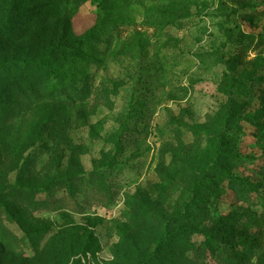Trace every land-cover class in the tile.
<instances>
[{
  "label": "rangeland",
  "instance_id": "374dc122",
  "mask_svg": "<svg viewBox=\"0 0 264 264\" xmlns=\"http://www.w3.org/2000/svg\"><path fill=\"white\" fill-rule=\"evenodd\" d=\"M0 264H264V0H0Z\"/></svg>",
  "mask_w": 264,
  "mask_h": 264
},
{
  "label": "trees",
  "instance_id": "16d2710c",
  "mask_svg": "<svg viewBox=\"0 0 264 264\" xmlns=\"http://www.w3.org/2000/svg\"><path fill=\"white\" fill-rule=\"evenodd\" d=\"M51 57H47L46 59L41 58V59H35V58H31V59H25L22 61L21 65L25 68H29V67H34L33 70H35L36 72H42L45 76L47 75V85L46 88L52 90V98L53 100H58V98H65V101H69L70 102V96L72 94H74V90L72 91L71 89L73 88V84H71L69 81H64V79L62 78V76L59 75V73L57 72L56 68L53 66V62L50 61ZM32 64H34L32 66ZM39 83L41 84V82H38L36 84H33L31 86L34 87V90H32V94H35V90L37 89V86L39 85ZM45 83V82H42ZM55 92L58 93V98L55 97ZM47 93H43L40 96L37 97V103H41L40 101H42L43 99H45V95ZM55 94V95H54ZM45 96V97H43Z\"/></svg>",
  "mask_w": 264,
  "mask_h": 264
}]
</instances>
